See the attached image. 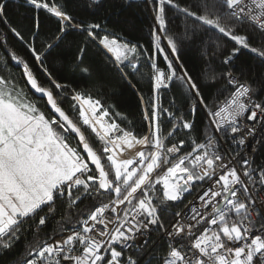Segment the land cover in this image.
I'll return each mask as SVG.
<instances>
[{
	"label": "snow or ice",
	"instance_id": "6c2138e0",
	"mask_svg": "<svg viewBox=\"0 0 264 264\" xmlns=\"http://www.w3.org/2000/svg\"><path fill=\"white\" fill-rule=\"evenodd\" d=\"M91 2L98 5L100 0ZM24 3L33 15L31 23L21 30L7 18V0H0V24L6 29L0 35V47L7 48L10 33L25 53L20 56L11 51L0 60L7 68V57L10 55L21 73V79L26 81L25 86L45 97L46 106H50L56 115L46 116L36 102L16 92L14 80L0 75V246L9 249L24 233L41 231L49 220L47 214L41 213L45 207L52 212L58 200L67 198L75 205L94 192L97 196L107 193L110 196L114 194L112 205L115 206L111 207L114 217L105 215L109 205H93L94 211L83 220L82 225H74L66 237L39 246L24 264H138L132 257L123 260L124 251L137 247L139 237L151 232L153 226L163 229L170 238V244H174L180 233L186 231L185 226L179 223L173 225L175 232L164 229L153 200L154 194L159 193L157 185L162 186L165 201L175 202L197 182L207 180L211 184L198 199L200 208H210L213 218L209 220L210 213L193 208V214L185 218L195 221L187 226L186 232L194 237V242L189 248L170 247L160 264H264V225H261L259 234L253 235L248 227L237 224L234 219L229 225L230 218L226 214V208L227 212L234 210L237 216L242 210L245 213L249 210L246 201L233 199L240 191L236 185L243 186L247 191L246 182L235 167L237 163L242 162L243 175L249 178V182L256 183L254 173L259 171L258 179L264 184V165L253 168L252 162L246 158L247 148H251L252 152L257 150V146L264 149V102L256 103L252 89L229 73L227 84L235 90L228 106L219 109L209 107L187 67L180 62L178 69L160 47L159 27L153 31V43L156 53L163 54L166 68L161 69L154 61L151 63L153 99L144 111V120L150 131L138 138L131 131L121 128L115 119L106 120L110 110L103 106L100 99L85 97L59 83L50 65L63 55L62 46L66 38L71 33H79L86 36L89 43L111 53L115 57L116 71L131 84V75L139 71L138 63L133 61H138L142 55L140 46L121 42L106 33L101 35L99 23L85 26L77 22L65 7L52 0H24ZM41 13L56 22V28L48 34L41 31ZM231 41L238 47L227 55L224 64H229L241 48L264 59V48L252 47L247 36L231 37ZM85 51L86 48L78 49L81 54ZM171 51L179 61L178 51ZM34 68L48 78L56 91L66 93L73 110L78 107L79 121L102 142L103 156L110 163V171L102 164L101 154L89 144L85 130L58 105L53 90L38 82L39 76ZM84 71L88 70L85 68ZM174 81L186 87L191 99L186 115L157 103L160 90L170 88ZM198 108L205 113L207 127L213 129L214 135L202 142L193 138L190 150L185 139L166 146L160 132L162 118L166 116L172 123L168 137L179 135L180 130L193 133L196 131ZM115 115L121 116L119 112ZM242 118L252 123L245 122L241 127ZM215 134L235 145L233 156L225 158L219 152ZM249 137L256 141L255 145L251 144ZM76 138L78 144L73 146L72 141ZM81 147L86 155L79 150ZM162 164L171 166L153 181L152 174ZM121 205L124 207L121 208ZM202 222L210 225L219 223V232L223 237L216 231L209 236L208 228L195 236L192 229ZM144 243L147 244V241Z\"/></svg>",
	"mask_w": 264,
	"mask_h": 264
},
{
	"label": "trees",
	"instance_id": "16d2710c",
	"mask_svg": "<svg viewBox=\"0 0 264 264\" xmlns=\"http://www.w3.org/2000/svg\"><path fill=\"white\" fill-rule=\"evenodd\" d=\"M52 2L65 7L77 22L85 26L99 23L101 35L106 33L109 37L118 38L121 42L140 46L139 52L142 55L139 56L138 61H133L138 63L139 71L131 75V84L116 71V61L104 49L97 44L89 43L86 36L79 33H71L66 38L62 46L63 55L50 65L59 83L67 85L70 90L74 89L85 97L100 99L103 106L110 110V116L107 119H115L121 128L131 131L138 138L149 134L150 131L148 123L144 120V111L145 106L149 105L153 99L151 63L154 61L161 69L166 68L163 54L156 53L153 43V31L159 27L160 31L157 35L161 39L160 47L168 53L178 69L180 62L187 67L209 107L216 109L217 105L228 97L231 90L227 84L229 73L252 89L256 101H261L264 97V59L241 48L239 54L229 64L223 63L232 49L238 47L231 41V37L245 35L252 47L264 48V32L246 21L232 17L227 7L219 0H100L98 5L92 4L91 0H52ZM6 14L12 24L21 30L31 23L33 15L27 9L24 0H7ZM157 18H159V25ZM40 20L43 34H48L50 30L56 28L55 20L43 13ZM5 31V26L0 24V35H3ZM7 45V48L0 47V57H4L11 51H15L20 56L25 55L19 42L10 33ZM79 48H86V51L81 54L78 52ZM171 49L178 51L179 61L176 60ZM7 59V68L0 60V75L14 80L16 92L36 102L46 116L52 117L44 101L36 98L25 86L21 73L10 55ZM85 68L88 71H84ZM34 71L39 76L38 82L43 87L53 90L58 105L74 122L80 124L82 130H85L89 144L101 154L102 164L106 170L110 171L111 166L103 156L102 142L79 121L78 107L77 110H73L70 99L66 98V93L56 91L55 86L46 76L40 74L38 69L34 68ZM129 71L132 70L129 69ZM156 99L157 103L164 108H171L180 115H186L188 106L191 104L186 87L175 81L170 88L161 89ZM117 112L121 116H116ZM162 119L160 132L166 146L178 142L179 139H185L188 141V150H190L193 138L202 142L213 134L212 129L207 127L205 113L199 108L196 112V131L193 133L180 130L179 135L168 137L172 123ZM58 131L63 130L58 129ZM72 144L76 146L75 139ZM251 162L254 168L264 165V149L259 148L256 155L251 158ZM169 166L171 165L163 166L152 177L153 181L158 175H163ZM157 188L159 193L154 194L153 200L166 229L173 223L177 213L184 208L190 195L185 194L175 202L165 201L161 185H157ZM111 199L112 195L106 193L97 196L94 192L91 197L82 198L75 205L68 202L67 198L58 200L53 209L54 218L49 219L41 231L30 230L21 235L20 240L11 248L0 249V264H24L25 260L31 258L30 253L38 250L39 246L52 240L58 233L71 230L74 225H82L83 220L94 211L93 205L101 207L108 204ZM47 213L48 210L45 207L41 215ZM151 243L150 239L147 245L133 254L139 260V264H160L166 250L171 247L162 241L150 248Z\"/></svg>",
	"mask_w": 264,
	"mask_h": 264
},
{
	"label": "built area",
	"instance_id": "2783aa9c",
	"mask_svg": "<svg viewBox=\"0 0 264 264\" xmlns=\"http://www.w3.org/2000/svg\"><path fill=\"white\" fill-rule=\"evenodd\" d=\"M145 1H147V0H145ZM219 1L221 3L227 5L229 13L232 14L234 17H235V15L233 13H240L248 20V21L247 20H245V21L252 24L254 27H256L261 32H264V31H262V29H264V0H219ZM108 54L115 61V57L111 53H108ZM231 76L235 80L242 83L233 74H231ZM227 79H228V76H227ZM242 84H244V83H242ZM229 87L231 90H230L228 97L226 99H224L223 101H221L217 105L216 109L228 106V103L231 100V96L235 90L231 85H229ZM252 97H253V94H252ZM253 100L256 103H261V102H264V97L261 101H256L254 99V97H253ZM163 118L168 120V118L166 116ZM245 122L248 124L252 123L251 121H245L244 118H242L241 127L244 126ZM257 127H259V125H257ZM212 133H213V129H212ZM213 135L214 134H212V136ZM215 140L218 141L217 146H218L219 152L222 155H224L225 158H228L229 156L234 155L235 145H233L231 141H224L221 137H219L218 134H215ZM249 140H250L252 145L256 144V141L253 140L251 137H249ZM170 146L171 145H169L168 147H170ZM258 147L259 146H257V148ZM243 151H245V150H242V152ZM246 151H247V157L246 158H248L250 160L249 155L252 153L251 148H247ZM170 158L171 157H169V159ZM235 167L237 168L238 174L240 175L241 179L245 180L247 191L244 190L243 186L236 185V187L239 188L240 191L237 192L236 197H233V199H239L241 201H246L249 210L246 213L243 212V210H242L241 215L237 216L234 210H232L231 212H227V208H226L227 217L230 218L229 219V225L231 224V221L234 219L237 224H243L244 226L248 227L251 230V233L253 235H256V234H259L261 225H264V184H262L258 179L259 171L254 173V177L257 178L256 183L254 184L252 182H249V178L245 177L243 175L244 167L242 166V162L237 163L235 165ZM210 184H211V182L207 181V180H205L203 182H197L196 185L190 191L186 192V194L190 195L188 201L186 202L184 208L179 212L180 215L179 216L176 215L173 223L168 228H166L168 232H175V228L173 227V225H177L179 223V224H182L185 226L186 231H185V233H180V235L176 238L175 247H177V248H189L191 246V244L194 242V237L187 235L186 232H187V226L189 224H194L195 221L185 218V217H190L193 214V212H192L193 208H196V209H199L201 211L210 213L208 215L207 219L210 220L213 218L214 214H211V209L210 208L209 209H201L200 208V202L198 199ZM113 199H114V194H112V199L107 204L110 207L105 212V215L109 216V217L115 216V214L111 212V207L115 206V205H112ZM218 199H222V198H218ZM220 206L225 207L223 204ZM120 207L123 208L124 206L121 205ZM257 210H259V211H257ZM47 215L49 216L50 220L53 219L54 218V211L48 212ZM197 219H199V216H197ZM220 226L221 225L219 223L217 225H210V224L202 222L200 225L197 226V228L192 229V231L195 234V236H199L202 233L204 228H208L209 229V231H208L209 236H211L213 231H216L219 235H221V237H223V234L219 232ZM155 228H156V231L159 230V227H157V226H153L152 230ZM151 232H149L147 235L140 236L139 239L136 241L138 246L133 247V248L128 249V250H125L122 259L127 261V259L129 257H132L139 264L140 263L139 260L137 258H135L133 256V254L137 250H140L145 245H147L148 242H150V239L152 240L150 248H152L156 244H158L161 239H164V240L169 242L170 238L167 235H165L163 229H162V232L159 236H156V234H154V236L152 238H150ZM69 234H70V230L62 231V232L58 233L53 239H60L61 237H66ZM52 240H50L47 243L50 244L52 242ZM145 240L147 241V244L144 243ZM229 246L235 247L238 245H229ZM221 251H223V250L221 249ZM77 254H79V253H77ZM189 255H190V253H189ZM205 259H207V258H205Z\"/></svg>",
	"mask_w": 264,
	"mask_h": 264
},
{
	"label": "bare ground",
	"instance_id": "6f19581e",
	"mask_svg": "<svg viewBox=\"0 0 264 264\" xmlns=\"http://www.w3.org/2000/svg\"><path fill=\"white\" fill-rule=\"evenodd\" d=\"M229 12V11H228ZM230 14V13H229ZM234 15H235V17L232 15V14H230L232 17H234L235 19H237V20H240V21H245V20H247L242 14H240V13H233ZM248 21V20H247ZM246 21V22H247ZM252 25V24H251ZM161 232H162V229H160L159 228V230L158 231H156V228L155 229H153L152 230V232H151V235H150V238H152L153 236H154V234H158V235H156V236H159L160 234H161ZM166 242L167 244H169V245H171V247L172 246H175L176 245V242L174 243V244H170L168 241H166V240H164V239H161L160 241H159V243L160 242ZM158 243V244H159ZM158 244H156V245H158ZM2 248V246H0V249Z\"/></svg>",
	"mask_w": 264,
	"mask_h": 264
},
{
	"label": "water",
	"instance_id": "95a60500",
	"mask_svg": "<svg viewBox=\"0 0 264 264\" xmlns=\"http://www.w3.org/2000/svg\"><path fill=\"white\" fill-rule=\"evenodd\" d=\"M24 82H25V84H26V81H24ZM27 88L29 89V91H30V92H31L36 98L43 100L44 103H45V105H46V98H45V97H42L40 94H36V93H34V90H31V89H30V86H27ZM54 98H55V97H54ZM46 107H47L48 111L51 113L52 116H55V115H56L54 112L51 111L50 106H46ZM72 136L74 137L75 134H72ZM75 140H76V142H77V144H78V138H76ZM80 151L82 152L83 155H86V153H83L82 147L80 148ZM92 167L94 168V165H93ZM105 194H106V193H105ZM185 194H186V193H184L183 195H185ZM182 197H183V196H182ZM221 205H222V204H221Z\"/></svg>",
	"mask_w": 264,
	"mask_h": 264
},
{
	"label": "rangeland",
	"instance_id": "374dc122",
	"mask_svg": "<svg viewBox=\"0 0 264 264\" xmlns=\"http://www.w3.org/2000/svg\"><path fill=\"white\" fill-rule=\"evenodd\" d=\"M225 5V4H224ZM226 7H227V5H225ZM227 10H228V7H227ZM242 83H244V82H242ZM106 120H107V118H106ZM91 130V129H90ZM258 149H259V147L257 148V150L255 151V152H252L250 155H249V157H250V161H251V158H253L255 155H256V153H257V151H258ZM106 158V157H105ZM108 162V161H107ZM108 164L110 165V163L108 162ZM165 165H167V164H162L161 165V167L160 168H158V169H156L155 170V172L152 174V177L163 167V166H165ZM253 167V166H252ZM254 168V167H253ZM167 170V169H166ZM166 172V171H165ZM151 177V178H152ZM161 188H162V186H161ZM162 191H163V189H162Z\"/></svg>",
	"mask_w": 264,
	"mask_h": 264
}]
</instances>
